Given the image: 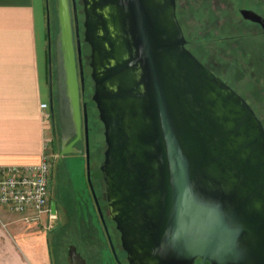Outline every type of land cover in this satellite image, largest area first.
I'll return each instance as SVG.
<instances>
[{"label": "flooded vegetation", "instance_id": "obj_1", "mask_svg": "<svg viewBox=\"0 0 264 264\" xmlns=\"http://www.w3.org/2000/svg\"><path fill=\"white\" fill-rule=\"evenodd\" d=\"M165 0H148V6ZM221 0H217L219 4ZM233 9L226 25H235V34L225 33L228 27H219L223 33L218 39L238 41L248 39L251 43L264 37V0H223ZM75 43L80 96V134L76 125L65 134L61 124V147L54 163L52 187L61 200L62 182L69 174L66 155L73 148L86 158V201L80 202L84 210V223L100 232L101 240L92 235L95 248L85 258L86 264H176L185 262L175 257L166 248V237L175 219V194L171 179L164 176L165 166L161 159V115L157 96L153 91L151 74L141 58L135 32L138 24L127 16L121 20L117 7L105 0H70ZM186 38L185 47L212 73L226 82L214 68L207 65L194 52L195 41L188 37L183 15L191 14V0H173L170 6ZM171 17V16H170ZM173 20L174 16L171 17ZM242 26L252 31L242 32ZM231 29V28H230ZM233 30V29H232ZM255 45V44H254ZM53 46L49 43L53 88ZM56 54V48H55ZM254 56V55H253ZM56 59V88L59 83ZM264 60V58H261ZM227 83V82H226ZM247 102L231 84L227 83ZM214 98L225 101V91L216 88ZM52 121L58 117L57 91L51 93ZM249 103V102H248ZM250 104V103H249ZM251 106V105H250ZM252 107V106H251ZM101 109L107 117L111 131L107 141V124L101 118ZM254 110V108L252 107ZM258 116L256 110H254ZM189 114V113H188ZM261 119L263 125L264 121ZM53 133L57 125L53 121ZM253 126L250 128L252 129ZM119 131L115 138L116 131ZM235 140L236 138L233 137ZM78 145H81L79 147ZM116 145V149H114ZM112 146V151L110 148ZM115 151V152H114ZM106 152H109L106 155ZM120 152V154H116ZM89 161V166H88ZM97 167V170L94 168ZM90 172V175H89ZM67 187L70 189L71 181ZM198 196L203 202L218 200L228 210V219L237 228L242 227L247 235L245 242L264 248V188L237 177L198 178ZM63 194V193H62ZM61 198V199H60ZM208 199L207 201H205ZM55 201L54 199H51ZM63 201V200H62ZM60 210L57 204V212ZM67 211V208H66ZM60 223L54 225L57 229ZM101 247L98 250V246ZM70 245L69 249L71 248ZM264 259V255H262ZM72 263L70 257V264ZM191 264H213L209 258L197 256Z\"/></svg>", "mask_w": 264, "mask_h": 264}, {"label": "water", "instance_id": "obj_2", "mask_svg": "<svg viewBox=\"0 0 264 264\" xmlns=\"http://www.w3.org/2000/svg\"><path fill=\"white\" fill-rule=\"evenodd\" d=\"M165 1V5L159 1L148 6V0H105L117 7L121 20L129 15L138 24L137 46L157 96L164 176L171 179L176 195L175 221L169 226L166 248L188 262L176 264H191L197 256L209 258L213 264H264V248L245 242L246 230L229 221L227 208L218 200L203 202L197 181L200 177H237L241 181L253 179L252 184L264 188V125L243 97L185 47L179 22L175 14L170 15L173 0ZM57 17V110L65 147V134L74 124L80 134L81 120L70 0H57ZM50 86L52 93V83ZM216 88L225 91L224 102L212 96ZM101 118L111 143L112 130L103 109ZM118 135L117 130L115 138ZM71 151L77 152L74 148ZM51 211L57 213L56 201H52ZM69 254L71 264H86L75 246Z\"/></svg>", "mask_w": 264, "mask_h": 264}, {"label": "crops", "instance_id": "obj_3", "mask_svg": "<svg viewBox=\"0 0 264 264\" xmlns=\"http://www.w3.org/2000/svg\"><path fill=\"white\" fill-rule=\"evenodd\" d=\"M45 3L0 0V166L40 163L53 132ZM23 217L0 205V264H54L47 218L28 224Z\"/></svg>", "mask_w": 264, "mask_h": 264}, {"label": "rangeland", "instance_id": "obj_4", "mask_svg": "<svg viewBox=\"0 0 264 264\" xmlns=\"http://www.w3.org/2000/svg\"><path fill=\"white\" fill-rule=\"evenodd\" d=\"M191 1L193 2L192 12L187 17L184 14L183 21L188 37L197 43L192 46L194 52L244 96L264 121V60L261 59L264 58V37L252 43L248 39L238 41L220 40L218 38L223 33L219 30L218 25L219 27L224 25L228 27L229 29L225 32L227 34L230 32L235 34L238 29L235 25H232L233 23L231 25L225 23L228 16L232 15L233 9L229 8L223 0L219 4L216 3L217 0ZM41 12L44 21L46 18L45 12L47 13V21L49 16L50 33L48 43L53 46L52 79L53 92L56 97L55 45L59 33L57 0H47V4L43 5ZM248 31H252L250 26H242V32ZM53 121L57 125V135H54L52 130L49 129L47 134H51V149L57 158L61 147L60 122L58 117H55ZM78 146L81 147V145ZM66 156L65 163L68 166L69 174L62 182L61 200L58 199V195L54 194V191L56 193L54 185L52 187V199L56 201L60 210L53 219H47V228L45 227L50 233V249L54 264H70V245L76 246L83 257H89L91 252L97 249L92 243V235H95L98 240H101L102 236L95 228L88 227L83 222L84 210L80 208V202L87 199L85 193L87 188L86 158L78 152L69 153ZM59 167L55 162L53 169L56 174L59 173ZM94 170H97V167ZM68 179L71 181V191L67 187ZM43 218L46 219V216ZM57 223L60 224L54 230V225ZM100 247L101 245L98 246V250Z\"/></svg>", "mask_w": 264, "mask_h": 264}, {"label": "built area", "instance_id": "obj_5", "mask_svg": "<svg viewBox=\"0 0 264 264\" xmlns=\"http://www.w3.org/2000/svg\"><path fill=\"white\" fill-rule=\"evenodd\" d=\"M41 107L48 109L49 103L43 102ZM48 117L52 115L49 113ZM55 159L49 139L45 142L40 163L0 166V205L23 214V220L28 224L40 222L44 216L53 219L51 199Z\"/></svg>", "mask_w": 264, "mask_h": 264}]
</instances>
